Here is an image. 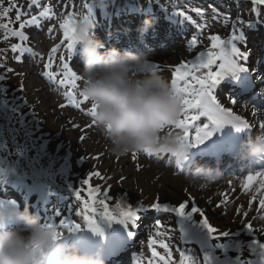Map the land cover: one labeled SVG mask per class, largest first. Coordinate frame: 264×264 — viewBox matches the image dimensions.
Here are the masks:
<instances>
[{"label":"rangeland","instance_id":"obj_1","mask_svg":"<svg viewBox=\"0 0 264 264\" xmlns=\"http://www.w3.org/2000/svg\"><path fill=\"white\" fill-rule=\"evenodd\" d=\"M11 1L13 2L10 5L12 18H14L16 26L24 24L23 31L26 39L21 40L19 36L13 34L14 31H20L17 27H0V54L7 57L6 61L4 57L0 59V76L4 77V79H0V89H3V92L0 93V134H3L2 128L10 124L17 126L19 129L15 130L16 139L12 134L8 135L11 146L8 145L7 140H0V160L4 161L3 166L16 169V173L8 177L7 185H3L5 182L0 181V199L16 202L21 208L27 204L31 211L39 213L44 220L54 223L58 231L64 232L63 234L67 235L66 242H78L76 240L84 238H93L95 242H98L96 236L99 233L87 228L83 216L77 215V211L83 208V203L81 200H77L75 190L79 189L82 197L88 199V186L84 185L82 181L89 179L92 187L99 186L102 193H107L110 196L107 201L110 209H113L118 203L122 206L131 205L134 209H149L137 212V216L140 217L136 223L139 234L132 239L136 253L129 259L131 264H162L159 257L152 255L151 249L153 247L166 259L168 258V251H171L169 264H180L181 252L187 254L188 252L201 250L200 245L183 246L181 244L177 227L178 217L175 213L156 212L151 208L154 203L179 206L180 201L179 199L176 200V196L177 194L181 197L182 194L185 196V190L183 186H179L180 184L175 181L177 178L190 181L187 166L180 170L174 162L169 166V163L159 160L157 155L151 154V156L150 153L135 152V158H133V153L125 156H115L110 151L109 142L93 124L92 117L87 114L91 104L88 101H83V97L80 95L81 80H77L75 84L59 83L60 79L65 78L63 67L65 62L77 72L78 76H80L79 67L83 66V60L78 59V47L71 54L69 53L61 24L65 19H72L75 15L88 11L92 6L96 18V27L101 30L99 36L103 38L105 21L112 16L111 11H108L109 4L107 3L105 8L103 0H100L99 4L96 0H89L86 9L81 11L74 0H46L41 7L30 9H25L26 0ZM117 1L114 8L119 6L120 10L114 12L115 14L111 18L112 21L116 22V25L117 19L121 23L128 24L130 20L135 18L141 26L145 17H151L153 21L159 19L171 21L170 23L177 33L171 36L172 39L167 41L164 47H159L162 41L158 40L152 45L156 47L153 51L141 52L142 49L135 51L138 55L149 53L150 59L154 62L156 68L170 81L176 65L196 61L200 52L220 51L219 48H212V41L210 40L212 35L220 37L223 42L221 47L230 50L231 46L235 45L242 53L255 47V37L251 33L259 34L264 39V23H261L260 18L259 20L256 19L258 22L253 21L252 23H249L247 14L239 18L238 9L241 11L243 7L231 9L227 15L209 11L201 13V16L198 17L195 12H191L187 15V18L181 19L182 15L178 13L175 16H169L168 19L170 20H167L165 17H161V12L158 9V5L162 1L142 0L140 6L137 0L132 2L130 0ZM243 1L250 3L254 0ZM7 4L9 5L8 2ZM259 5L262 6V4ZM43 8L50 9L48 15L42 16L39 14V11L43 12L41 10ZM124 10L126 11L124 12ZM168 10L170 11V9ZM18 12L21 16L19 21L16 20ZM117 15H120V17H116ZM33 16L37 18L38 22L36 24L26 23ZM242 18L243 20H239ZM169 25L167 23L166 26L169 27ZM50 29L51 31H49ZM116 29L115 26L114 30ZM194 36L197 43L190 47V41ZM239 37H242V39ZM115 43L105 44V46H118ZM14 44L30 48L32 51L21 52L19 49L13 51L12 45ZM225 44L226 46H224ZM54 48L55 51H53ZM120 50L123 51V49ZM262 53L264 52L258 55L256 63L260 61ZM61 57L64 59H61ZM236 59L238 63L244 66L240 58ZM220 63L221 61L217 60L212 65V71H218ZM258 69L248 71L254 81L255 79L259 81L257 84L259 87L253 94L251 91L254 87L242 88L241 92L234 95L226 87L230 76L217 85L213 94L222 100L221 103L224 102V105L235 99L240 103V105H234L236 113L241 114V117L248 122L250 121V126L255 127V130L259 127L262 130L264 128H261V123L255 126L264 121V74L260 77L257 73ZM207 71L208 69H198L195 74L202 76ZM49 73H55V78H50ZM39 90L40 93H38ZM69 92L75 94L78 102L82 101L80 108H76L70 103L67 96ZM10 99H13V101ZM5 101L7 102L6 106ZM23 101H25V105L22 104ZM61 105H64V107ZM13 108L17 109L15 113L12 111ZM249 110H251L250 113H248ZM189 114L194 113L190 112ZM26 115L27 119L21 121L20 117H26ZM254 116L257 117V120L253 118ZM30 125H33V128H30ZM196 127H198L197 121L193 123L192 128L189 130L191 135L195 134ZM174 129L182 132V130L175 127ZM23 130L28 143L41 141V144L44 145L43 148L39 146L40 165L37 166V171H33L32 174L41 176L40 172L43 175L47 171L54 173L51 167L46 164L43 165V163H59V165H53V168H57L58 171L61 170V165L66 163L65 169L60 175L45 178L44 183L43 181L37 182L18 166L21 160L17 159V155L26 163H29L30 160L34 161V154L27 149L29 147L26 144V146L17 144L22 138L21 131ZM1 142L4 145L1 146ZM41 148L43 151H41ZM52 149L53 154H46ZM192 149L194 150V148ZM21 150L24 151L23 155H21ZM13 157H16V161L12 159ZM96 172L100 175L89 177V173ZM47 175L49 174L47 173ZM144 180L148 187H144ZM237 181L235 179L233 185L239 184ZM51 182H53V185H51ZM70 185H72L71 188L68 187ZM174 186L176 187L174 188ZM210 186L216 185L212 183L207 188ZM221 186H223V183H221ZM223 190L221 193H223ZM28 192L34 193L33 195H27ZM236 192V188H229L223 196L219 195L216 201L219 202L224 198V206L220 210H226L228 206L229 211L232 210L237 218H241L240 212L231 203L234 197L238 195ZM206 194H208V191ZM99 198L103 199V196ZM246 202V204H254L258 202V199L255 201L247 200ZM201 204L198 202V205H196L202 209L204 205ZM242 205L245 204H240L237 207ZM57 212H59V217L56 216ZM252 214L248 213V215ZM205 215L210 217L207 212H205ZM66 218L77 221L82 228L78 232L68 233L67 229L59 223L61 219ZM157 219L160 220V226L156 225ZM97 223L103 227L105 232L114 229L118 233L121 232L124 239L129 236L128 228L131 227V222L118 224V221L109 222L97 216ZM234 224L230 226H234ZM260 224L264 225V221H261ZM88 229L93 232L89 233ZM150 238L155 241L151 247L149 246ZM226 239L222 237L219 242H226ZM161 241L168 245L167 250L160 246ZM214 241L216 240L212 242L214 243Z\"/></svg>","mask_w":264,"mask_h":264},{"label":"clouds","instance_id":"obj_2","mask_svg":"<svg viewBox=\"0 0 264 264\" xmlns=\"http://www.w3.org/2000/svg\"><path fill=\"white\" fill-rule=\"evenodd\" d=\"M99 4L100 0H96ZM108 0H103L106 8ZM153 23L145 17L142 30ZM75 48H79L81 92L95 105L92 119L109 142L115 156L130 153L168 154L174 160L187 158L193 186L210 185L221 178L219 162L201 163L174 129L184 108L183 93L160 73L149 53L106 47L95 35L93 7L72 18ZM242 164L264 160V132L244 135L233 152ZM57 228L42 216L16 202L0 199V264H107L101 250L83 251L57 238Z\"/></svg>","mask_w":264,"mask_h":264},{"label":"snow or ice","instance_id":"obj_3","mask_svg":"<svg viewBox=\"0 0 264 264\" xmlns=\"http://www.w3.org/2000/svg\"><path fill=\"white\" fill-rule=\"evenodd\" d=\"M254 2L256 4H264V0H254ZM0 3H2V0H0ZM37 3L38 0H31L32 5H36ZM8 12L9 9L5 8L3 15L7 17ZM49 12L50 9H45L41 15H48ZM20 19L21 16L18 12L16 15V20L19 21ZM37 22L38 21L35 16L26 21L28 24H36ZM3 27L7 28L8 26L5 24ZM20 27L23 28L24 24L22 23ZM61 27L63 28V35L67 42V48L71 54L75 49L74 27L72 24V19H65L61 24ZM49 31H51V29ZM13 34L19 36L21 40L26 39L22 31H14ZM239 38L242 39V37ZM210 40L212 41V48H219V52H214L212 50H209L207 53L200 52L196 58V61H188L187 63L178 64L172 73L171 82L173 86L181 91L184 96V108L179 120L176 121L174 127L182 130V135L179 137V139L184 144H186L188 148H196L204 144L214 135V133L220 131L226 125H230L236 133L245 132L251 127L245 118L235 114L231 108L225 107L217 100L216 95L213 94L214 89H216L217 85L221 83L225 76H231V78L235 80L241 72H248V69L238 63V60L236 59L240 58L246 60L247 53H242L235 45H232L230 50H226L225 48L221 47L223 42L217 35H212ZM196 43L197 40L194 36L190 41V47L194 46ZM17 49H19L21 52L32 51L30 48L22 47L19 44L12 45L13 51H16ZM55 50L56 49L54 48L53 51ZM61 59L64 58L61 57ZM217 60L221 61L219 64V70L212 71V65L215 64ZM46 67L48 66L46 65ZM63 67L65 78L60 79V84H75L77 80H81V77L78 76L76 71L69 67L67 62L64 63ZM198 69H208V71L206 74L200 76L195 74V71ZM55 75V73H49L50 78H55ZM0 79H4V77L0 76ZM2 92L3 89H0V93ZM80 95L83 97V101H88L87 97L84 96L82 92ZM67 96L69 97L70 103L74 107H81L82 101L78 102L74 93L69 92L67 93ZM232 103L235 104L237 101L233 99ZM4 104L6 106L7 102L5 101ZM61 106L64 107V105ZM95 108V105H91L87 114L91 117H94ZM12 111L15 113L17 109L13 108ZM190 112L194 114L190 115ZM201 116L207 117L210 123L204 124L203 127H196L195 134L191 135L189 131L190 128H192L193 123ZM92 122L95 124L94 120ZM260 126L261 128H264V121L261 122ZM23 154L24 151L21 150V155ZM133 158H135V152H133ZM186 161L187 158L184 160H175L178 169L183 170L184 167H186ZM3 164L4 161L0 160V181L7 182L8 177L16 173V169L12 167H4ZM92 175L99 176L100 173H89V177ZM258 179L260 187L264 188V171L255 173L249 172L244 178L243 188L245 190L249 189L254 182H257ZM82 183L88 186V199H84L82 197L81 191L79 189L75 190V196L77 200H81L83 203V208L77 211V215L83 216L87 228L92 229L94 232L102 233V229L97 223V216H99V218L106 219L109 222H131L133 226L136 225L137 221L140 219V217L137 216V212L140 211V208L134 209L131 205L122 206L118 203L114 209H110L107 203V201L110 199V196L107 193H102L99 186L92 187L89 179L83 180ZM68 187L71 188L72 185ZM100 196H103V199H100ZM253 199H255V197H253ZM189 204L190 200L186 199L184 202L179 203L178 207H174L169 204L154 203L151 205V208L156 210V212H171L176 214V216L179 218L177 223L181 233L180 239L184 242L195 241L200 245V248L203 252V264H264V243H261L256 239H252L249 243H247V248L257 255V260L245 261L239 255H237L235 259H232L228 255L229 249L240 251L244 248L245 242L236 237L240 236L241 231H246L249 234H252L254 230L251 222L244 225L243 229L240 231H218L209 222V219L205 215L204 211L195 205L194 200L191 201L190 211H186L185 209L189 206ZM259 205L260 209H264V198L260 199ZM260 209H258V211ZM197 213L201 217L199 220L194 219V214ZM244 215L247 216L248 213L245 212ZM56 216L59 217V212L56 213ZM257 218L264 220V215L254 217L253 219ZM59 223L61 226H64L67 229L68 233L78 232L82 228L79 223L67 218L61 219ZM49 225L56 228L54 223L49 222ZM156 225L160 226L159 219L156 220ZM129 234L132 235L133 233ZM63 236L64 234L62 232H57V238H62ZM222 237L227 238L226 242H212L213 240L219 241ZM154 243L155 241L150 238L149 246L151 247V245ZM160 246L165 250L168 249V245L162 241L160 242ZM151 250L152 255L154 257H159V260L162 262V264H169L171 251H168V258L166 259L165 256L157 252L154 247ZM217 250H223V259H221V257L216 254ZM180 255V264H199V259L194 255H185L184 252H181Z\"/></svg>","mask_w":264,"mask_h":264},{"label":"bare ground","instance_id":"obj_4","mask_svg":"<svg viewBox=\"0 0 264 264\" xmlns=\"http://www.w3.org/2000/svg\"><path fill=\"white\" fill-rule=\"evenodd\" d=\"M132 21H130V23L128 24L117 22V25L116 24L112 25V28H109L108 30H106L107 28L104 27L103 32L107 31L108 35L103 34V38H102L101 36H99L100 33H98L97 37L101 39L104 42V44L113 43L115 36L114 34H112V32L116 26L117 29L120 28V35H119L120 38L117 43L124 50L125 49L131 50V48L138 46L137 49H142L144 51L142 47L153 48L152 45L158 40L162 41V44L159 45V47L160 46L164 47L167 44V41L172 39L171 36L177 33V31H175V29L173 28V25L170 22L165 21L163 19H159L157 21H153L152 25L147 29V31L143 30V33H141L140 35H144V38L142 41H139L136 38V34L138 30H142V26L140 25V22L137 19L134 18L132 19ZM114 22L115 21L110 22V23H114ZM167 23L170 24L169 27L166 26ZM251 35H254L255 37V47L249 49L248 52H246L247 53L246 60L245 59H240V60L243 61V64H244L243 67L247 68L248 71H253V69L255 70L256 68H259L258 69L259 71L257 73L261 77L263 76L262 74H264L263 73L264 72V53L261 54L260 61L258 63H256V60H257L258 55L261 52H264V39L259 34L251 33ZM112 36H114V38H112ZM224 46H226V44ZM251 76H250V72H247V73L241 72L238 75L237 79L235 80L232 79L230 76V78L227 81L228 83L226 84V87L234 95H237L239 92H241L242 88H253L254 87V89L251 91V93L253 94L256 91V89L259 87L257 85L259 81L258 79H255L254 81V79ZM226 77L228 76H225V78ZM38 93H40V90L38 91ZM217 100L219 102H222V100H220L219 98H217ZM223 105H224V102H223ZM234 105H240V103L237 102L233 104L231 101L230 103H226L225 107H229L233 110V112H235L236 110H235ZM250 111L251 110H249L248 113H250ZM253 118L257 120L256 116H254ZM207 123H210V122L208 118L204 116L199 117V119L197 120L198 127H202L204 124H207ZM260 123L261 122H259L258 125H260ZM230 127H231L230 125H226L223 129L214 133L213 136H214V140L216 141V144L212 148L206 150V146H203L199 150L190 149V151H191L192 157L198 160L199 162L205 161L207 159L206 161L208 163L209 161L208 159L210 157H214L211 161L220 162L221 163L219 164L220 169L229 168V169L234 170L235 174L233 175V177L231 176L230 179H225V180L224 179L217 180L216 183L214 184L216 186H213V187L210 186L208 188L207 186L209 185L197 187V186H193L191 182L188 181V179L186 180L184 178H177L175 182H178L180 184L179 186H183L185 190V196L182 194V197H181L179 194H177L176 200L179 199L180 203H182L186 199H188L190 200L189 206H191V201L193 200L195 202V205L196 204L198 205V202H200V204L202 203L204 205V207H202V210L210 214V217H208L209 222L218 231L220 230L221 231L228 230L230 232L240 231L241 229H243L244 225L251 222L254 232L252 234H249L248 232L246 233V231H241L242 235L240 234L239 237H236L245 242L244 248L241 249L240 251H237L235 249H229L228 255L232 259H235V257L239 255L245 261L257 260L258 259L257 255L247 248V243H249L252 239H256V240H259L261 243H264V229H263L264 225L260 224V222L264 220L259 219V218L253 219L254 217H259L260 215H264V209H260V205H259L260 199L264 198V188L260 187L259 179L257 180V182H254L249 189L245 190L243 188L244 178L247 175H243L242 171H243V168L249 164L238 163L235 159H233L232 154L235 151L236 145H238L239 140L248 133H246V131L243 132L242 134L236 133L232 129V127L231 128ZM262 130L257 129V131H253L252 133L251 132L250 133L252 135H255L260 131L262 132ZM217 142L222 143V144H220L217 148H215V146L217 145ZM158 159L160 160V157ZM164 162H170V160L168 161L167 159H165ZM237 175L239 177H236ZM240 175H243V176H240ZM235 179L238 180L237 182H239V184L233 185V182ZM145 182L146 181L144 180L143 184ZM221 183H223V186H221ZM144 187H148L147 183L144 184ZM175 187L176 186H174V188ZM232 187L237 189L236 193H238V195L234 197L233 201L231 200L230 201L231 203H233V205H235L234 207L237 210H239L238 212H240L239 214L240 216H242L241 218H237L236 215L233 214L232 210L229 211L230 209L228 208L227 204H226L227 206L226 210H223V209L220 210V208H223L224 206V204L222 203L224 198H222V200H220L219 202L216 201L219 195L223 196L225 191ZM222 189H224L223 193H221ZM207 191H208V194H206ZM33 193L34 192H28L27 195H31V194L33 195ZM253 197H255V199H253ZM257 199H258V202L254 204H246L247 200L255 201ZM240 204H245V205L237 207ZM258 209L260 210L258 211ZM185 210L190 211V207L189 208L186 207ZM245 212L253 213V214L248 215V217L247 216L245 217L244 215ZM244 217L245 219H243ZM200 218L201 217L199 216L198 213L194 214V219L199 220ZM75 222L78 223L77 221ZM233 224L234 226H230ZM137 227L138 225L133 226L131 224V227H129L128 229H129V233H133V234L132 235L129 234L127 239H124V236L123 234H121V232L118 233L114 229H112L110 232H105L103 227L100 226V228L102 229V233L97 232L99 233L98 236H96V240H99L98 242H95L93 238H84L81 240L79 239L76 240L78 242L68 241L66 243L77 244L83 251H96L97 249L101 250L104 255L105 260L107 261V264H125V263L129 264L128 260L133 253V250H130V248H133L134 246L132 239L139 234ZM88 232L92 233L93 231H90V229H88ZM219 241H214V243L219 242ZM201 252H202L201 250H199V253L192 251L191 253L188 252L185 255H194L195 257L199 259V264H203V254L200 255ZM216 254L219 255L221 259L224 258L223 251H219V252L217 251Z\"/></svg>","mask_w":264,"mask_h":264},{"label":"trees","instance_id":"obj_5","mask_svg":"<svg viewBox=\"0 0 264 264\" xmlns=\"http://www.w3.org/2000/svg\"><path fill=\"white\" fill-rule=\"evenodd\" d=\"M26 1H27V3L25 5L26 6L25 9H30V8H32L34 6L35 7L36 6L37 7L41 6L42 3L45 0H38V3L36 5H32L31 4V0H26ZM74 1L78 4V7L81 9V11H84V9H86V5H87V3H88L89 0H74ZM177 1H179V0H177ZM180 1H183L184 3H186V1H193V0H180ZM194 1H197V0H194ZM7 2L9 3V5L7 4ZM110 2H111V4L112 3L115 4V2H117V0H111ZM216 2L218 4H220L221 3V0H216ZM12 4H13V2L11 0L10 1H8V0H2V3H0V24H1L0 27H3V25L7 24V26L10 27V28H13V27L16 28L17 27L18 30L23 31L24 29L21 28L19 24L16 26L15 23H14L15 20H14V18H12L13 15L11 14L12 10H11V7H10V5H12ZM229 6H230V4H229ZM231 7H234V5H232ZM249 7H250L249 5H246L245 6L246 9L249 8ZM5 8L9 9L8 16L7 17H5L3 15V11H4ZM219 8H221V9H219ZM213 9L216 10V11L219 9L221 11L227 12L228 7H225V8L224 7H218V8L217 7H214ZM252 11H257L259 13H264V11L260 10L258 7H254L253 9H251V12ZM3 57H4L5 61H6L7 57L5 55H3V54H0V59H2ZM10 100L13 101V99H10ZM24 102L25 101H23V103ZM5 116H6V113H5ZM21 121H25V120L24 119H21ZM30 128H33V125H30ZM16 129H18L17 126H15V125L12 126L11 124L8 125L7 127L2 128L3 134L2 135L0 134V140L1 141L7 140L8 145L11 146L10 143H9L8 135L9 134H12L14 136V138L16 139L17 138L16 131H15ZM21 134H22V138H21L20 142H17V144L18 145H23V146H26L27 145L29 147V148L26 147L28 149V151H30L31 153L34 154V161L33 160H30L29 163H26V162H24L22 160V158L20 156L17 155L16 156L17 159L18 160H21V162L18 163V166L21 169H23L25 171V173H27L28 175L31 174L37 182L42 181V180H45V178L46 179L47 178H50L53 175L54 176L60 175L61 172L65 169V166L67 165L66 163H64L63 165H61L62 168H61L60 171H58L57 168H53V165H59V163H48V164L47 163H43V165L46 164L47 166L51 167L52 170L54 171V173H51L50 171H47V172H45L44 175L40 172V175L43 176L44 178H42L41 176H39V174H32L33 171H37L36 168H37V166L39 167V165H40L39 146L40 147L42 146V148H43L44 145L41 144V141H39V142L33 141V142H29L28 143L26 141V135L24 133V130L21 131ZM21 142H23V144H21ZM2 145H4L3 142H1V146ZM42 148H41V151H43ZM46 154H53V149L51 151H49V153H46ZM16 157H13L12 159H14L16 161ZM47 173L50 176L47 175Z\"/></svg>","mask_w":264,"mask_h":264},{"label":"water","instance_id":"obj_6","mask_svg":"<svg viewBox=\"0 0 264 264\" xmlns=\"http://www.w3.org/2000/svg\"><path fill=\"white\" fill-rule=\"evenodd\" d=\"M180 231V230H179ZM182 242H184V241H182ZM190 242H195V241H190ZM184 243H186V242H184Z\"/></svg>","mask_w":264,"mask_h":264}]
</instances>
